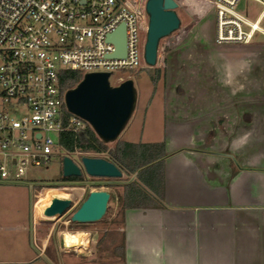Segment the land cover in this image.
I'll list each match as a JSON object with an SVG mask.
<instances>
[{"label": "rangeland", "instance_id": "1", "mask_svg": "<svg viewBox=\"0 0 264 264\" xmlns=\"http://www.w3.org/2000/svg\"><path fill=\"white\" fill-rule=\"evenodd\" d=\"M127 1L140 14L142 26L146 27L147 0ZM173 2L180 25L159 41L156 64L115 71L109 76L111 86L130 80L136 93L132 115L109 147L121 142H168L172 149L180 143L183 134L189 138L190 133L183 125L194 121L191 124L193 137L196 136L193 149L228 150L233 153L234 166L261 164L264 161V38L258 37L246 45H217L210 0ZM262 10L263 7L252 0H242L236 7L237 12L252 21ZM261 26L264 28V19ZM187 41L192 46L181 50ZM165 48L168 52L163 53ZM156 69L159 76L153 81ZM172 123L179 124L177 129H173ZM50 136L55 140L54 134ZM213 137L216 141L211 140ZM62 158L60 151L54 150L48 163L26 171L24 184L0 182V218L26 219L31 213L39 221L40 237L52 233L47 255L43 257L39 256L40 242L31 228L20 226L22 232L17 234L0 231V242L3 240L5 245L13 242L12 249L0 252V260L14 262L35 257V262L24 264L45 263V259L53 260V264L119 262L116 260L121 254L120 199L123 194L120 185L129 177L123 174L119 179H101L83 174L81 182L63 183L60 180ZM71 158L80 164L77 156ZM2 162L0 156V164ZM100 190L110 195L102 219L94 224L71 223V215L88 194ZM42 195L46 201H40ZM52 198L67 199L70 207L64 214L53 217H46L42 210L43 218L38 220L36 212L47 207ZM78 233L85 234L87 243L82 245L81 237L77 236L69 246L68 235ZM63 238L67 248H63Z\"/></svg>", "mask_w": 264, "mask_h": 264}, {"label": "built area", "instance_id": "2", "mask_svg": "<svg viewBox=\"0 0 264 264\" xmlns=\"http://www.w3.org/2000/svg\"><path fill=\"white\" fill-rule=\"evenodd\" d=\"M241 1L210 0L215 44L264 38V0H252L263 7L254 21L236 11ZM121 24L125 57L112 58L107 37ZM146 31L127 0H0V182L24 184L29 168L60 151L62 132L83 126L65 108L60 73L76 71L82 79L142 67Z\"/></svg>", "mask_w": 264, "mask_h": 264}, {"label": "crops", "instance_id": "3", "mask_svg": "<svg viewBox=\"0 0 264 264\" xmlns=\"http://www.w3.org/2000/svg\"><path fill=\"white\" fill-rule=\"evenodd\" d=\"M193 122L183 125L191 137L183 134L172 149L165 142L162 206L124 211L120 259L111 264H264V161L234 166L228 150L193 149ZM38 225L31 213L26 219L0 218L1 232L17 234L20 226L31 228L40 242L39 256L44 257L52 233L40 237ZM77 236L82 245L87 243L85 234L78 233L68 235L69 246ZM2 241L0 252L12 249V241L8 245ZM8 262L33 263L35 257L0 260ZM44 262L39 264H53Z\"/></svg>", "mask_w": 264, "mask_h": 264}, {"label": "water", "instance_id": "4", "mask_svg": "<svg viewBox=\"0 0 264 264\" xmlns=\"http://www.w3.org/2000/svg\"><path fill=\"white\" fill-rule=\"evenodd\" d=\"M148 16L144 45V62L154 66L157 62L159 41L178 29L180 22L173 0H147ZM115 47L112 58L125 57V27L123 24L107 37ZM108 73H91L83 76L72 89L66 91L64 104L68 113L81 119L105 142H114L129 121L136 102V93L130 80L111 86ZM119 179L122 173L103 158L83 156L76 164L69 156L62 158V177ZM110 195L106 191H91L71 215L75 224H94L104 216ZM70 207L67 199L52 198L44 208L46 217L61 215Z\"/></svg>", "mask_w": 264, "mask_h": 264}, {"label": "trees", "instance_id": "5", "mask_svg": "<svg viewBox=\"0 0 264 264\" xmlns=\"http://www.w3.org/2000/svg\"><path fill=\"white\" fill-rule=\"evenodd\" d=\"M190 43V42H189ZM188 41L181 50H188ZM168 52L165 48L163 53ZM153 81L159 76V69ZM81 74L76 71H63L60 73V87L62 91L74 88L81 80ZM70 117V114H67ZM58 143L62 156L81 159L83 154L90 157L103 158L112 163L122 174L128 176L126 182L120 185L123 194L120 199L121 223L123 213L127 209H148L162 206V193L164 183V158L167 155L165 142L156 143H116L105 142L98 138L93 130L83 122L77 131H66L59 135ZM73 161L78 164L74 159ZM134 177L133 179H130ZM60 180L64 182H81L83 177H69ZM123 256V254H122Z\"/></svg>", "mask_w": 264, "mask_h": 264}, {"label": "bare ground", "instance_id": "6", "mask_svg": "<svg viewBox=\"0 0 264 264\" xmlns=\"http://www.w3.org/2000/svg\"><path fill=\"white\" fill-rule=\"evenodd\" d=\"M66 198V197H65ZM46 197H44V195H42V198H41V200L40 201H46ZM38 203H39V200H38ZM42 210H44V208H42V209H40L39 210V212H38V220H41L43 217H42V214H41V212H42Z\"/></svg>", "mask_w": 264, "mask_h": 264}]
</instances>
